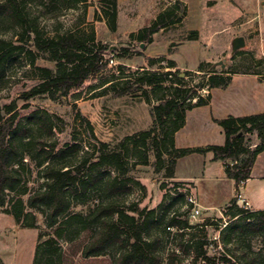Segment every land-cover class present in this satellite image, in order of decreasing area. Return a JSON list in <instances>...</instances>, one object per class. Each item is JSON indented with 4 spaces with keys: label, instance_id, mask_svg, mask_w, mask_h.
<instances>
[{
    "label": "trees",
    "instance_id": "16d2710c",
    "mask_svg": "<svg viewBox=\"0 0 264 264\" xmlns=\"http://www.w3.org/2000/svg\"><path fill=\"white\" fill-rule=\"evenodd\" d=\"M87 1L0 0V82L8 80V71L22 62L35 74L36 82L17 97L24 103L22 109L28 108L30 101L39 99L65 102L70 94L82 88L90 75L107 68V51L118 60L131 57L127 47L110 49L83 39L79 17L69 26L62 23L68 12L77 14L79 5ZM185 13V7L175 2L149 26L130 34L129 39L138 46L148 44L153 34L181 22ZM185 38L197 40V32L190 31ZM37 60L49 62L53 67L36 66ZM254 63L261 65L264 60ZM174 67V62L167 61L165 67L137 70L119 77L118 81H105L103 86L109 84L103 89L105 94L144 98L151 124L118 143L98 142L84 152L76 144L60 146L55 138L53 117L42 109L20 114L15 101L0 103V208L3 212L11 215L20 228H37L34 216L26 209L41 213L47 228L64 227L67 243L77 241L83 232L89 231L90 237L80 252L83 259L108 255L112 264H183V259L192 254L208 264L209 242L187 233L195 226L189 219H179L188 217L191 208L185 203L184 189L177 190L182 183H175L177 198L172 197L167 203L163 199L149 210H139L134 203L126 205L117 198L131 193L134 186L143 189L127 173L148 154L154 159L153 173L172 179L179 158L211 152L212 161L222 162L226 178L233 180L235 192H239L250 178L257 155L264 151V113L213 119L224 134L222 145L176 148L174 136L184 126L188 111L207 105L210 91L226 88L233 74L254 71L240 65L215 71L211 63L201 62L198 65L200 81L193 83L187 77H193L196 72L180 73ZM202 90H207L206 97L201 95ZM31 164L41 180L33 190L28 187ZM106 169L116 173L113 175ZM94 193L109 201L100 200L87 206ZM24 195L28 196L26 204L21 199ZM175 201L181 206L172 210ZM75 207L84 208L75 211ZM220 213L234 218L221 231L224 245H235L237 240L249 235L264 236V209L252 211L238 207L235 197ZM161 225H164L163 233L169 234L174 229L179 237L177 248L169 251L164 263L160 254L162 238L152 233V229ZM185 236L189 238L184 239ZM247 248L239 257L224 254L217 260L219 264H264V256ZM0 264H3L1 259ZM32 264H62L61 246L36 247Z\"/></svg>",
    "mask_w": 264,
    "mask_h": 264
},
{
    "label": "rangeland",
    "instance_id": "374dc122",
    "mask_svg": "<svg viewBox=\"0 0 264 264\" xmlns=\"http://www.w3.org/2000/svg\"><path fill=\"white\" fill-rule=\"evenodd\" d=\"M174 5L175 3L172 4V6ZM181 8L178 9V13ZM77 17H80L79 9L77 14L76 12H68L61 21L65 26H69L75 22ZM98 20L102 21V18L98 16ZM141 24H143V21H141ZM50 25L49 22L46 23L47 29L50 28ZM41 26H43V23ZM181 33L182 29L172 28L168 32V36L177 40L178 37L181 38ZM224 35L225 33L215 37L207 35L208 37L203 39L202 58L210 59L212 61V68L215 71L222 69L220 63L224 65L223 68L228 67L231 63L230 40L227 37L225 38ZM241 35H244L245 44L249 43L252 47L251 49L256 51L258 46V40L255 41L256 34L247 35L242 33ZM6 37H10V35L7 34ZM11 40L13 42L15 41L13 37ZM146 45L143 44L141 48L137 42L129 39V35L125 34L123 36L121 34H115L102 47L108 46L110 49L127 47L132 52L129 59L118 60L115 54L107 51L105 55V59L108 60L107 68L100 73L90 75L82 88L74 92L78 94H70L65 102H52L45 99L30 101L26 109L21 108L24 103L17 100V97L25 89L33 85L36 80L31 68L22 62L20 66H13L8 71V80L0 82V103L15 101L20 114H27L29 111L39 108L45 111L50 117L52 116V122L55 127V138L59 141L60 146L76 144L84 152L90 150V146H94L98 142L113 145L125 136L144 130L151 124L148 106L144 98H139L138 96L118 98L113 97L110 93L105 94L103 92V89L109 85L103 86L105 81H118L119 77H124L135 72L136 70L134 69L140 66L152 69L157 67V56L149 57L144 54ZM244 49H246V45L238 51H243ZM35 65L39 67H53L51 63L43 60H37ZM179 71L183 73L182 70ZM200 77L201 75L196 72L193 77H187V79L192 80L193 83H198ZM200 93L203 97H206L208 92L207 90H202ZM216 100L215 104H217ZM212 112L213 114L216 113L214 107ZM209 113V108L191 112L186 120V126L176 137V143L180 146L200 147L216 140L218 136L215 133L216 127L207 123L206 117ZM197 125L204 132H195ZM253 141H255V138H253ZM28 163L30 164V162ZM153 164L154 159L151 154H148L142 163L136 164L127 173V176H132L134 181H138L143 186V189L140 186H134L131 193L123 194L117 199L125 201L126 205L134 203L135 207L139 210H149L156 208L163 199L167 203V200H170V198H177L175 196L177 190L191 189L193 191L191 185L187 183H183V186L174 190V188H177V184L171 179H164L155 175L153 173ZM31 167L33 168L32 164ZM106 170L110 171L113 175L116 173L111 169ZM40 181L37 177V170L33 168L28 182L29 189H36ZM10 197L11 195L8 196L7 200ZM27 197V195L21 197L24 204H26ZM100 200H103V202L109 201V199L100 198V193H94L90 197V202L87 206H93L99 203ZM222 200L223 198L220 196L218 202ZM174 203L172 210L179 209L181 206L180 202L175 201ZM237 205L241 207V204L237 203ZM83 208L75 207L73 210L77 211ZM26 211H29L30 215L34 216L37 228H20L16 225L13 217L4 213L2 208H0V259L3 264H32L36 247L54 248L62 242L64 227L55 226L47 228L41 213L30 209H26ZM179 212L183 213V209L179 210ZM179 219L185 220L189 219V217L184 215L179 217ZM233 220L234 218L223 216L221 213L219 214L215 211L212 214L201 213L197 221H190V224L195 227L186 232L193 233V237L196 239L209 242L207 256L210 257V261L208 264H219L217 259L224 254L227 257H239L240 254L248 249L247 247L252 252L260 253L261 257L264 256V236L249 235L242 240H237L235 245H224L222 243L221 231ZM163 227L164 225H161L152 229V233L159 234L162 238L160 254L162 255L164 263L169 251L177 248L179 237L176 235L177 232L174 229L169 234L163 233ZM89 237L90 232L85 231L75 243L69 246L64 244V248L61 247L62 264H112V258L108 255L89 259L81 258V249ZM188 238L189 236H185L184 239ZM183 264H203V261L200 257L195 258L191 254L183 259Z\"/></svg>",
    "mask_w": 264,
    "mask_h": 264
},
{
    "label": "crops",
    "instance_id": "0c3cea01",
    "mask_svg": "<svg viewBox=\"0 0 264 264\" xmlns=\"http://www.w3.org/2000/svg\"><path fill=\"white\" fill-rule=\"evenodd\" d=\"M175 2L185 7L186 13L182 21L153 34L152 41L146 45V53L144 52L149 57L157 56V67L152 69L140 66L134 70H155L160 65L165 67L167 61H172L174 69L198 72L201 62L212 64L210 59L202 58L203 39L209 35L215 37L225 33V38L231 42L234 37H244L242 33L256 34L255 41L258 40L256 51L251 49L249 43L245 44L246 49L234 53L230 65L225 68L240 65L253 70V74H233L226 88L212 89L209 103L188 111L184 126L174 136L176 148H196L178 145L176 137L186 126L191 112L209 108L207 123L216 127L215 133L218 136L216 140L200 147L222 145L224 134L213 119L264 113V64L254 63L264 60V0H116L115 5L114 0H89L79 5L81 35L88 42L102 46L115 34L130 35L150 25L159 13L171 8ZM98 16L102 21L98 20ZM172 28L182 29L181 38L174 40L168 36ZM190 31L197 32V40L185 38ZM213 107L217 114H213ZM199 125L196 126L195 132H204ZM253 143L256 144L257 140ZM171 180L191 185L200 211L204 214H212L215 211L220 214L222 207L236 197L233 180L226 178L222 162L212 161L211 152L179 158ZM220 196L223 200L218 202ZM243 201L248 203L252 211L264 209V151L257 155L250 178L240 191L237 203L242 204ZM72 243L65 241L63 232L62 242L58 245L64 248V244L69 246Z\"/></svg>",
    "mask_w": 264,
    "mask_h": 264
},
{
    "label": "built area",
    "instance_id": "2783aa9c",
    "mask_svg": "<svg viewBox=\"0 0 264 264\" xmlns=\"http://www.w3.org/2000/svg\"><path fill=\"white\" fill-rule=\"evenodd\" d=\"M184 192H185V203L187 206L191 207L188 217L190 221H197V218L200 216L201 211L197 203L196 196L191 189H184ZM236 198L240 199V191L236 193ZM241 207L244 209H249V205L245 201L242 202Z\"/></svg>",
    "mask_w": 264,
    "mask_h": 264
},
{
    "label": "water",
    "instance_id": "95a60500",
    "mask_svg": "<svg viewBox=\"0 0 264 264\" xmlns=\"http://www.w3.org/2000/svg\"><path fill=\"white\" fill-rule=\"evenodd\" d=\"M140 47H143V44L140 45ZM245 47V39L242 36L234 37L230 42V55H234L238 50H241ZM221 67H224L222 63H220Z\"/></svg>",
    "mask_w": 264,
    "mask_h": 264
}]
</instances>
